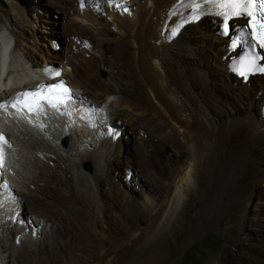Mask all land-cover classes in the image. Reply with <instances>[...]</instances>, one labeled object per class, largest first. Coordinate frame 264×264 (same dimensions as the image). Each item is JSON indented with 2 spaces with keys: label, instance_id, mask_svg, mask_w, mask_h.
<instances>
[{
  "label": "bare ground",
  "instance_id": "obj_1",
  "mask_svg": "<svg viewBox=\"0 0 264 264\" xmlns=\"http://www.w3.org/2000/svg\"><path fill=\"white\" fill-rule=\"evenodd\" d=\"M177 4L178 0H91L78 7L77 0H51V8L62 13L65 28L38 35L35 26L44 21L36 16L32 19L15 1L8 2L10 11L2 18L4 28L0 30V97L33 85L38 68L52 61L62 68L61 77L73 88V95L72 106L65 104L57 121L37 122L45 131L44 138L17 123L4 127L11 142L6 161L10 190L0 193V264H7L5 253L10 249L16 256H33L43 248L54 251V261L63 254L64 264H83L85 256L79 251L86 238L72 215L83 210L71 204L83 201L79 186L90 194L98 179L107 182L116 194L112 202H117L119 190L124 205L146 214L148 228L161 215L159 227L154 232L148 229L150 239H158L170 220L188 217L181 212L182 202L198 186L204 161L210 163L206 162L213 173L208 194L212 222L223 216L219 201L228 198L229 203L237 189L254 192L239 223L247 239L225 251L219 264H264V75H253L241 83L227 72L230 54L225 52V39L215 34L217 19L204 17L184 25L171 37V26L179 13ZM106 30L117 34L119 40L112 42ZM57 36L64 42L60 50L52 48V39ZM35 38L43 41L41 46ZM10 40L11 47L7 45ZM78 40L81 43L76 45ZM106 52L116 70L110 73L112 82H91L88 86L81 82L80 78H89L97 71ZM190 73L203 93L211 94L212 101L194 91ZM110 95L115 96L110 106L95 105L101 96ZM190 114L202 118L207 135L191 128ZM235 122L244 124L247 131L235 144L227 145L231 135L227 125ZM150 127L158 132L169 129L177 148H184L179 149L174 175L163 182L166 191L162 193L158 183L156 191L151 189L138 169L130 176L127 170V178L116 191L108 177L110 155L124 157L126 129L133 132L138 148L148 151ZM60 140H66L60 145L64 153L55 148ZM87 157H99L94 166L97 172L91 177L79 166V160ZM126 159L132 167L130 158ZM251 163L260 171V181L255 184L245 180ZM32 195L42 202H46L43 196H50L57 203L54 213L46 217L34 210L24 212L28 203L22 197ZM202 211L205 220L206 209ZM16 227L25 235L19 237ZM219 233L211 235L221 241ZM5 240L8 245L2 244ZM176 259L180 264L182 256L177 253ZM149 261V257L139 256L135 263Z\"/></svg>",
  "mask_w": 264,
  "mask_h": 264
},
{
  "label": "rangeland",
  "instance_id": "obj_2",
  "mask_svg": "<svg viewBox=\"0 0 264 264\" xmlns=\"http://www.w3.org/2000/svg\"><path fill=\"white\" fill-rule=\"evenodd\" d=\"M9 1H15L32 19L36 16L38 19L40 18L44 21L43 23L41 22V24L37 23V27L35 26L38 35H42L47 31V35H50L52 30H61L65 25L62 13L51 8V0H0V30L4 28L2 18L9 14L10 11L8 5ZM85 3L86 2H84V4ZM211 30L212 28L210 31ZM106 33L112 42H117L119 40L118 35L112 31L106 30ZM61 36L52 39V43L53 41L57 42L56 50H60L64 46ZM34 41H36L39 46L43 43L41 39L37 38H35ZM79 42L81 43V40H78L76 45H79ZM10 44L12 46V40H10ZM104 57L105 58L97 71L89 78H80L81 82L83 81L87 86L90 85L91 82L101 84L112 82L110 73L116 72V70L112 68L109 59H107L110 57V54L106 52ZM79 66L80 68L84 67L81 63ZM190 75L192 77L191 85L194 91L202 92L201 94L206 100L212 101L211 94L209 92L203 93L202 87L199 82L194 79L193 73H190ZM126 80L128 81V79ZM113 98H115L114 95L101 96L95 101V105L98 106L101 104V106H110ZM99 119L103 121V117H99ZM190 124L195 132L199 134H208L207 127L200 116L190 114ZM90 125H92V123H90ZM227 126L231 129V135L227 141V145L235 144V142L241 139L247 131L245 125L238 122L228 124ZM149 130L151 135L147 137L146 142H149L151 146H149L148 151L144 152L140 147L138 148V143L133 132L126 129L122 153L124 157H118L113 154L110 155L108 177L111 181L112 188L114 187L116 191L118 190V187H121V183H123L127 176L133 174L135 171L134 169H138L143 173L144 179L150 184L151 189L156 191V183H158L161 187V192L164 193L166 191L163 182H168L169 177L174 175L175 170L179 166L177 160L179 149L182 150L184 148H177V145L173 140V133L169 129H164L158 132L156 129L150 127ZM61 142H63V140H60V142L57 141L59 146H55V148L57 152L64 153L60 148ZM63 144H66V140H64ZM112 148L114 147L111 146L110 149ZM219 156L220 158L223 157L222 154ZM126 157L130 158L129 160L132 167L128 165V159H126ZM92 158L87 157L83 161L79 160L80 170L84 171V173L90 177L97 172L94 166L95 161H97L99 157ZM206 162L208 161H204V164L202 165V172L198 180V186H196L194 192L189 193L182 202L181 212L188 217L181 218L179 216L170 220L168 226L156 240L153 238L150 239L151 234H148V229L150 228V231L154 232L159 227L162 219L161 215H158L148 228L150 222L148 219L144 218L146 214H144V216L142 213L137 214L130 207L124 205L119 190L117 191L116 196L117 202H112V196H115L116 194L111 192L107 182L103 180L101 181V179L96 180L90 194L86 188L79 186L77 188L78 195L83 201L81 204L72 203L71 207H81L83 210L82 212L75 211V213L73 212L72 214L79 220L82 233L86 238V243L83 245V249L79 251V253H83L85 256L83 264H136V258L139 256L150 258V261L145 264H176L177 253L183 256L184 252L192 245L196 244L208 234H213L218 231L220 232L219 236L221 239L220 246L218 250L202 264H219L225 251H229L240 243H244L247 239V235L245 231L239 227V223L243 220V217L250 208L249 203L253 200L254 192L249 189H237L239 192H236V194L232 196L229 203L227 202L228 198L219 201L218 205L222 208L221 213L223 216L216 222H212L211 219H209L211 216L208 208L210 206L209 196L211 193L209 192L211 191L210 183L212 181L213 173L211 167L208 166L209 162ZM57 170L58 172L61 171L60 168H57ZM127 170L130 171L128 175ZM245 180L252 184L260 181V171L252 163L249 164L248 175ZM37 183L41 184V179H37ZM53 185H56L55 182H53ZM30 187L33 188L32 186ZM62 192L66 193L67 190L62 188ZM34 195L38 194L35 193ZM170 195H172V191ZM170 195L169 197H171ZM136 196L139 197V192H137V190ZM43 197L46 202H42L33 195L24 198L22 197V199H26L28 203L24 212L30 214L32 213V210H34L36 213L50 217L49 215L53 214L56 210L57 203H54L50 196ZM205 206H207V208ZM200 209H206L205 215H208V219L206 217L204 220L202 214L204 211L200 213ZM133 212H135L134 214L136 216H134ZM211 213H213V211ZM231 217L233 218L232 221L229 220ZM199 222H201V225L200 228H197ZM253 228L255 230L260 229L258 226H254ZM14 230L16 234L19 233V237L25 235L22 234L21 230L17 229V227ZM73 232H75V230H73ZM70 237L71 235H68L66 238L69 239ZM8 243L9 241L6 240L2 242V244L5 245H8ZM14 246L16 245H13V248ZM69 247V249H71V245ZM51 251L54 252L48 248H43L37 250L35 252L36 254L33 256H16L14 250L10 249L5 253L7 256L5 260L7 261V264H64L66 256L60 254V259L58 258L60 261H54L52 259L54 256H52Z\"/></svg>",
  "mask_w": 264,
  "mask_h": 264
},
{
  "label": "snow or ice",
  "instance_id": "obj_3",
  "mask_svg": "<svg viewBox=\"0 0 264 264\" xmlns=\"http://www.w3.org/2000/svg\"><path fill=\"white\" fill-rule=\"evenodd\" d=\"M214 8H217V15L223 17L225 24V34H227L230 25L227 23L231 17L247 15L249 17V27L252 32L249 33L257 42L259 47L264 48V0H212ZM194 13H198L201 5L193 2L190 5ZM198 18L194 15L193 19ZM175 34V33H173ZM262 59L255 52H251L245 56L240 62L237 70L242 76H246L249 72H264V66H259L257 61ZM59 76L60 73L56 72ZM71 99L70 90L63 82L53 85H38L34 89H28L18 92L10 101L0 103V108L7 109L9 104L16 110L18 114L23 115L26 110L28 113L42 112L43 105L48 104L49 107L59 110L61 104L67 103ZM31 122V121H29ZM0 141L6 143L5 138L0 135ZM3 166V150L0 149V167ZM7 187V185H5Z\"/></svg>",
  "mask_w": 264,
  "mask_h": 264
},
{
  "label": "water",
  "instance_id": "obj_4",
  "mask_svg": "<svg viewBox=\"0 0 264 264\" xmlns=\"http://www.w3.org/2000/svg\"><path fill=\"white\" fill-rule=\"evenodd\" d=\"M219 246V239L208 234L184 252L180 264H202L218 250Z\"/></svg>",
  "mask_w": 264,
  "mask_h": 264
},
{
  "label": "clouds",
  "instance_id": "obj_5",
  "mask_svg": "<svg viewBox=\"0 0 264 264\" xmlns=\"http://www.w3.org/2000/svg\"><path fill=\"white\" fill-rule=\"evenodd\" d=\"M43 136V135H42ZM44 137V136H43Z\"/></svg>",
  "mask_w": 264,
  "mask_h": 264
}]
</instances>
